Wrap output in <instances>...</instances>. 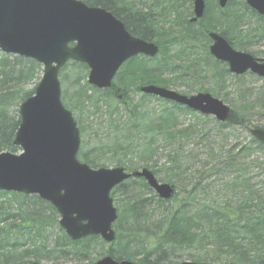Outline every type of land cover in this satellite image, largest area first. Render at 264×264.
Returning a JSON list of instances; mask_svg holds the SVG:
<instances>
[{
    "label": "trees",
    "instance_id": "1",
    "mask_svg": "<svg viewBox=\"0 0 264 264\" xmlns=\"http://www.w3.org/2000/svg\"><path fill=\"white\" fill-rule=\"evenodd\" d=\"M80 1L111 12L132 36L155 42L160 51L154 59L136 57L128 61L117 74L112 92L86 84L73 96L78 111L85 108L96 122L100 121L91 122L96 125L91 130L93 141L85 150L80 148L79 160L92 169L115 166L132 172L147 168L159 182L176 188L169 201L155 197V206L164 209L159 218L155 210L144 214L149 201L119 207L114 224L116 239L107 255L117 262L136 264H264V138L258 140L254 134L255 139L227 147L232 139L229 133L250 124L252 110L262 115L264 106H243L239 114L231 111L229 120L219 123L166 101L160 111L152 112L143 104L149 96H140L137 103L131 96L144 85H154L182 88L184 95L212 93L227 102L212 89H195L190 84L212 80L214 88L222 89L220 86L229 78L227 66L209 53L208 34L218 32L233 48L245 50L252 41L264 40V17L252 11L245 0L235 9L229 0L225 10L214 8V1L206 0V12L198 24L190 23L193 0H189L186 12L181 8L184 0ZM252 18L257 20L255 31H260L245 30ZM73 64L88 71L84 65ZM39 68L32 60L0 53V152L19 151L13 144L20 124L17 108L33 91L25 94L22 89H12L32 80ZM62 102L66 107L64 95ZM136 181L150 190L143 180ZM119 188L111 193L115 202ZM6 196L11 199L6 200ZM27 202L29 208L36 209L27 212ZM12 204L18 206L19 216L6 210L12 209ZM45 204L58 217L52 206L36 196L0 192V264H23L26 257L55 264L93 260L92 252L102 243L100 238L71 241L59 226L56 229L55 219L33 213ZM50 227L58 230V237L50 238Z\"/></svg>",
    "mask_w": 264,
    "mask_h": 264
},
{
    "label": "water",
    "instance_id": "2",
    "mask_svg": "<svg viewBox=\"0 0 264 264\" xmlns=\"http://www.w3.org/2000/svg\"><path fill=\"white\" fill-rule=\"evenodd\" d=\"M227 3L217 0L221 9ZM246 3L264 16V0ZM193 5L191 22L197 23L206 5L204 0H194ZM208 36L211 56L226 63L231 74L250 72L264 79V59L234 50L218 33ZM0 51L34 60L44 70L34 95L19 107L20 125L14 140L19 153H0V192L37 196L49 203L60 217V228L73 242L100 237L106 244L116 238L113 225L118 214L111 192L118 186L132 178L144 179L161 200L173 198L175 187L159 183L151 170H94L78 160L79 129L62 104L58 79L60 70L73 61L89 68V85L107 89L130 59L154 58L159 52L155 43L133 37L110 12L79 0H0ZM140 91L214 117L220 123L230 117V108L208 93L186 96L154 85ZM93 264L135 263L105 257Z\"/></svg>",
    "mask_w": 264,
    "mask_h": 264
},
{
    "label": "rangeland",
    "instance_id": "3",
    "mask_svg": "<svg viewBox=\"0 0 264 264\" xmlns=\"http://www.w3.org/2000/svg\"><path fill=\"white\" fill-rule=\"evenodd\" d=\"M129 1H131V0H129ZM132 1H136L137 3L142 2V0H132ZM213 1L214 2L211 4L215 8L217 6V3H216V0H213ZM238 2H241V0H232L230 2V6L233 7V9H235L236 7H239L237 4ZM136 6L138 8H141L139 5H136ZM192 8H193V6H192ZM252 19L253 20L251 22L246 24L247 26L245 27V30L251 29L252 32L260 31V30L255 31L256 28L258 27L257 20L255 18H252ZM216 33H218V32H216ZM225 40L228 42V40L226 38H225ZM153 43H155V42H153ZM251 44H252V45H250L251 47H249L245 50H241L238 48H234V49L237 51H240V52L248 53V54L254 56L255 58H264V40L252 41ZM172 50H175V48H172ZM158 55H159V53H158ZM154 58H156V57H154ZM154 58H150V59H154ZM12 59L9 61H12ZM73 63L70 62V63L66 64L60 70L59 75H58V79L60 82L61 96L64 95L65 102L67 104L65 108L67 110H69L74 116V119L77 123V127L79 129V134H80V139H81V147L83 150H85L86 148H88L92 144V142H91V140H92V137H91L92 128L96 127L95 123L97 124L100 121L96 122L97 119L93 118V115L91 112H89V110L82 108V112H80L77 110L78 108L73 106L74 105L73 96L74 95L76 96V92L80 91L81 88L82 89L85 88V87H83L84 85L87 84L89 87L95 88L94 86H91L88 84L87 79H88L89 71L83 72L80 69H78V66H76V64H73ZM42 76H43V67L40 66V68L36 70L35 77L32 80H30L28 83L23 84L22 86L20 85L17 88L13 87L12 90L17 91L19 89H22L24 91L23 93H25V94H27V92H30V93L32 91L34 92V90L38 86ZM115 78L113 79L111 86L107 89L102 90V91L107 90L106 92H112L114 89H116L114 87ZM190 84L194 85L195 89L203 86L206 89H212V90L220 93L225 98V100L227 102L223 101L221 98H217V99L222 100V102H224L230 108L231 111L238 113V114L240 113V110L242 109L243 106H246V105L248 106L249 104L250 105L262 104V106H264V79L259 78V77L254 76V75H251V74H245L242 76H236V75L230 74L229 78H227V80H226V83L222 84L220 86L222 89L214 88L212 80H201L200 82H190ZM144 86H147V85H144ZM144 86H142V87H144ZM11 87H9V88H11ZM142 87H140L138 91H134L132 93V95L130 94L132 97H134L132 100L133 102H136V103L139 102L140 96L145 95L140 91V89ZM169 89H171L173 91H177L178 93L184 92V89H182V88H179V89L169 88ZM117 93L120 96V98L122 99L123 95H121L118 91H117ZM193 94H196V93H193ZM193 94H190V95H193ZM209 94L214 96L212 93H209ZM145 96H147V95H145ZM163 101H166V100H162V99H159L158 97H154V96H149V97H145L143 104L146 105V107H145L146 110H150L152 112H155V111H160L161 107L163 106V104H162ZM21 104H23V102L20 103V106H21ZM19 107L17 108L18 110H19ZM13 111H15V110L13 109ZM252 111H253V114H255V111L254 110H252ZM262 111H263L262 113L260 112V114H262V115H258V114L253 115L251 113V115L249 117V121L251 122L250 124L245 125L244 128L236 126L238 128L229 133L230 134L229 136L232 139H230V141H228V143H227L228 148L230 146L232 147L233 145L238 144L239 142L241 144L243 141L251 140L252 138L255 139L254 134H257V136L259 137L258 140H262V138H264V133L261 132L262 130H264L263 129V127H264V107H263ZM188 118H190V117H188ZM210 118L214 119L213 117H210ZM102 120H104V122L106 121L105 115L103 116ZM91 122H95V123L92 125ZM200 122L202 123V121H200ZM228 129H231V128L229 127ZM260 133H262V134H260ZM15 136H16V134H15ZM97 137H100V136H97ZM109 158H110V156H108L107 162H109ZM101 168L112 169V168H115V166L100 167L97 169H101ZM97 169H94V170H97ZM141 169L142 168H139L138 170H141ZM138 170H135V171H138ZM134 180L136 181L137 179H133V181ZM133 181L130 180V182L127 185H124L123 188L120 187L121 185L117 187V188L120 187L119 188L120 192H119L118 196L114 195V197H115V199H117V201L115 202V200L112 199L114 207L117 210V213H118L119 207H121L122 205H125L126 203L130 204V203L138 201V200H143V201H149L148 202L149 204L145 203V206H146L145 209L149 210V211L155 210L156 218H159V215L161 214L162 210H164V209L160 208V210H159V208L157 206H155L154 199H155V197H157L155 192L152 189H150L149 187L148 188L150 190L142 187V185L137 183L138 181H136V182H133ZM9 199H11V197L6 196V200H9ZM6 200H4V201H6ZM32 203H36V202H32ZM47 204L50 205L49 203H47ZM3 208H5V209L8 208V205H4ZM40 209L42 210L44 217H49L51 220H53V219L56 220V224H57L56 229H57V226H59L60 217L59 216L54 217L51 214L50 208H48L46 204L44 206L42 205V207L40 206ZM9 212L15 214L16 216H19V212L17 211V205L16 204H12V210H10ZM22 216H24V215L22 214ZM48 229H49V236L51 239H54L55 237L59 236L58 230H54L55 227L54 228L50 227ZM114 231H115V229H114ZM112 245H114V244H106L104 242L98 244L96 246L95 250L92 252V259L93 260H90L88 262H83L80 264L94 263L100 259H103L104 257H107V251H108L109 247H111ZM99 252H103L105 254V256L103 258H101ZM95 258H97V259H95ZM22 262H23V264H37V263H39V262H34V259L32 257H26L23 259ZM39 264H55V263H49L46 261H42ZM68 264H73V263H68Z\"/></svg>",
    "mask_w": 264,
    "mask_h": 264
},
{
    "label": "bare ground",
    "instance_id": "4",
    "mask_svg": "<svg viewBox=\"0 0 264 264\" xmlns=\"http://www.w3.org/2000/svg\"><path fill=\"white\" fill-rule=\"evenodd\" d=\"M194 1V0H193ZM183 3H182V5H181V8H182V10L184 11V12H186L187 11V9H189V6H190V1L189 0H184V1H182ZM126 64H123L122 66H121V68L118 70V72H120L122 69H123V67L125 66ZM25 66H26V64H23L22 65V68L23 69H25ZM61 101H62V96H61ZM62 104H63V102H62ZM42 201V200H41ZM29 203L30 202H27L26 204H25V206H24V209L27 211V212H31L32 210L34 211L35 209H32V208H29ZM17 208H18V206H17ZM32 209V210H31ZM8 212L10 211V210H12V209H6ZM31 210V211H30ZM151 211H149V210H144V214H148V213H150ZM33 213H39V215H41V214H43V212H42V210L40 209V211H35V212H33ZM9 214H10V212H9ZM143 222H145L144 220L142 221V223H141V225H143ZM100 240L103 242V240L100 238ZM107 257H109L108 255H107ZM182 263H186V262H182ZM190 263H196V262H190ZM179 264H181V263H179ZM197 264V263H196Z\"/></svg>",
    "mask_w": 264,
    "mask_h": 264
},
{
    "label": "flooded vegetation",
    "instance_id": "5",
    "mask_svg": "<svg viewBox=\"0 0 264 264\" xmlns=\"http://www.w3.org/2000/svg\"><path fill=\"white\" fill-rule=\"evenodd\" d=\"M191 23V22H190ZM191 24H193V23H191Z\"/></svg>",
    "mask_w": 264,
    "mask_h": 264
}]
</instances>
